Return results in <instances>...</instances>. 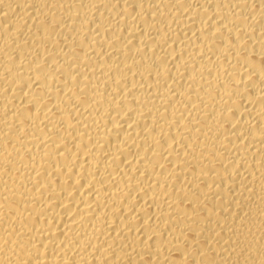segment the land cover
I'll list each match as a JSON object with an SVG mask.
<instances>
[{"label":"bare ground","instance_id":"obj_1","mask_svg":"<svg viewBox=\"0 0 264 264\" xmlns=\"http://www.w3.org/2000/svg\"><path fill=\"white\" fill-rule=\"evenodd\" d=\"M0 264H264V0H0Z\"/></svg>","mask_w":264,"mask_h":264}]
</instances>
